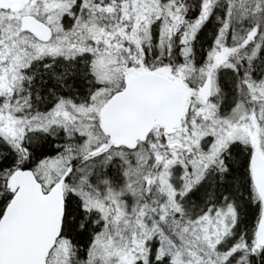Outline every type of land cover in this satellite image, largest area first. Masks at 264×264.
Listing matches in <instances>:
<instances>
[{
	"label": "snow or ice",
	"instance_id": "1",
	"mask_svg": "<svg viewBox=\"0 0 264 264\" xmlns=\"http://www.w3.org/2000/svg\"><path fill=\"white\" fill-rule=\"evenodd\" d=\"M0 264H264V0H0Z\"/></svg>",
	"mask_w": 264,
	"mask_h": 264
}]
</instances>
